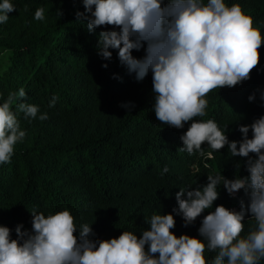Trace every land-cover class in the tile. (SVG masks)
<instances>
[{
  "label": "trees",
  "instance_id": "16d2710c",
  "mask_svg": "<svg viewBox=\"0 0 264 264\" xmlns=\"http://www.w3.org/2000/svg\"><path fill=\"white\" fill-rule=\"evenodd\" d=\"M11 2L16 10L0 24V53L6 55L0 103L23 87L27 93L23 102L39 106L37 118L31 119L13 105L26 136L15 145L11 161L0 164V225L12 229V238L18 224L31 230V212L47 216L65 209L75 217L78 230L83 224L92 226L91 239L118 238L124 230L139 238L153 214L178 208L175 193L180 188L202 190L208 175L228 179L250 175L247 158L233 157L227 145L213 152L214 159L206 156L212 151L206 142L205 155L180 149V137L191 121L182 129L161 124L153 110L151 72L138 81L120 63L118 50L109 49L111 60L98 55L99 33L112 27L89 32L87 21L76 17L77 11H85L82 0ZM225 3L240 4L264 39V0ZM37 8L45 9L42 21L34 18ZM146 47L133 50V56L143 58ZM258 51L259 64L250 79L210 92L206 115L195 118L215 120L230 141L242 139L240 125L264 116V44ZM250 95L254 100L249 101ZM53 96L58 99L49 107ZM43 113L48 119H39ZM248 135L252 137L251 130ZM217 191L213 208L187 227L181 215L172 213L176 226L171 231L201 238L202 218L217 205L239 211L241 200L246 206L250 203L243 189L229 195L222 181ZM243 223L241 236L246 237L256 221L249 213ZM216 254L206 249L208 264ZM258 264H264V258Z\"/></svg>",
  "mask_w": 264,
  "mask_h": 264
},
{
  "label": "clouds",
  "instance_id": "9594fccd",
  "mask_svg": "<svg viewBox=\"0 0 264 264\" xmlns=\"http://www.w3.org/2000/svg\"><path fill=\"white\" fill-rule=\"evenodd\" d=\"M82 3L85 11H77L76 17L87 21L89 32L112 27L99 33L98 55L111 60L109 49L118 50L120 63L129 74L135 73L138 81L151 72L153 110L161 124L182 129L191 121L180 137L182 151L205 155L202 144L206 142L212 149L206 154L208 159H214L213 152L226 145L233 157L247 158L249 176L228 179L223 174L208 175L202 190L180 188L175 193L178 208L172 213L182 216L185 227L193 224L206 209L213 208L221 181L229 195L243 189L250 203L246 206L241 200L239 211L217 205L202 218L198 229L202 239L187 234L176 236L171 231L176 226L172 213L153 214L146 221L149 228L139 238L124 230L118 238L94 240L90 238L95 235L92 226L83 224L78 230L75 217L67 209L47 216L31 212V230L18 224L16 238H12V229L0 225V264H208L206 249L217 252L212 264H258L264 258V116L250 125H240L239 141H230L215 120L195 119L206 115V96L210 92L237 86L250 79L257 68L258 49L264 39L254 27L253 17L245 14L240 4L228 6L225 0ZM15 10L11 0H2L0 24L6 23L8 14ZM58 14L62 15L59 10ZM34 18L44 20L45 9L37 8ZM145 44V56L134 57L133 50L139 51ZM102 66L107 68V64ZM26 98L21 87L0 103V164L11 161L15 145L26 136L13 105L25 118H37L39 106L23 102ZM57 99L53 96L49 107H54ZM18 100L21 102L17 104ZM252 100L254 96L250 95ZM39 119H48L47 113ZM163 171L167 172V167ZM249 213L255 218L256 228L242 237L243 222Z\"/></svg>",
  "mask_w": 264,
  "mask_h": 264
},
{
  "label": "rangeland",
  "instance_id": "374dc122",
  "mask_svg": "<svg viewBox=\"0 0 264 264\" xmlns=\"http://www.w3.org/2000/svg\"><path fill=\"white\" fill-rule=\"evenodd\" d=\"M6 55H3L0 53V71L4 69V66H5V61H6V58H5Z\"/></svg>",
  "mask_w": 264,
  "mask_h": 264
}]
</instances>
